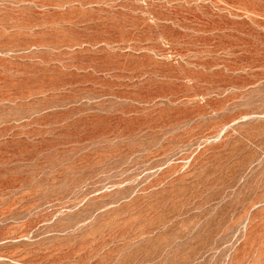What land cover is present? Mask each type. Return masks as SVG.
<instances>
[{"label": "rangeland", "instance_id": "1", "mask_svg": "<svg viewBox=\"0 0 264 264\" xmlns=\"http://www.w3.org/2000/svg\"><path fill=\"white\" fill-rule=\"evenodd\" d=\"M0 264H264V0H0Z\"/></svg>", "mask_w": 264, "mask_h": 264}]
</instances>
